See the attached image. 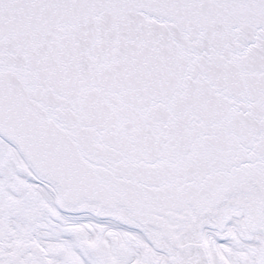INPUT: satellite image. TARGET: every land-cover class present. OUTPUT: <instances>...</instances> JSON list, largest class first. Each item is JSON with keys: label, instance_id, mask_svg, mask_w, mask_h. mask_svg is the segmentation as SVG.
<instances>
[{"label": "snow or ice", "instance_id": "obj_1", "mask_svg": "<svg viewBox=\"0 0 264 264\" xmlns=\"http://www.w3.org/2000/svg\"><path fill=\"white\" fill-rule=\"evenodd\" d=\"M0 264H264V0H0Z\"/></svg>", "mask_w": 264, "mask_h": 264}]
</instances>
